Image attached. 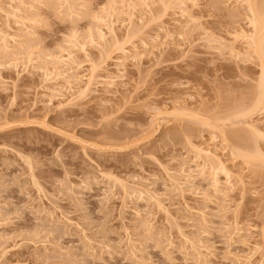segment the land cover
I'll return each mask as SVG.
<instances>
[{"label": "rangeland", "instance_id": "obj_1", "mask_svg": "<svg viewBox=\"0 0 264 264\" xmlns=\"http://www.w3.org/2000/svg\"><path fill=\"white\" fill-rule=\"evenodd\" d=\"M35 1H26L35 5L34 12L18 0L1 1L0 27L19 37L31 29L40 57L66 46L72 30L86 40L89 28L97 26L92 17L102 8L123 11L122 0H73L77 11L71 17L59 0ZM153 1L152 18L140 21L137 14L131 35L116 26L120 48L135 44L143 55L139 65L128 62L126 86L117 94L100 89L69 105L50 101L56 94L44 88L50 83L40 71L0 54V264H264L258 236L264 229V165L247 167L230 155L232 146L253 150L255 145L264 156V140L250 138L245 128L250 121L264 128V110H249L258 94L257 62L243 64L225 48L229 33L249 30L244 7L236 0H193L194 6L186 0L184 5ZM185 8L195 21L182 17ZM15 9L28 20L13 18ZM156 34L161 49L150 43ZM142 41L155 50L149 45L144 52ZM243 45L236 43L240 51ZM118 48L112 44L104 50L108 54L90 48L91 61L101 68L105 60L107 73L116 75ZM78 57L80 72L86 73L93 63ZM244 108L253 113L234 120L232 114ZM165 109L168 117L155 116ZM225 137L229 155L222 154ZM204 142L247 181L229 199L212 191L210 173L192 187L186 184L183 195L175 190L174 171L187 160L191 167L192 145ZM218 178L226 188L224 174ZM114 180L151 194L125 196ZM206 191L210 202L201 198ZM234 219L244 232L231 237L234 230L226 224Z\"/></svg>", "mask_w": 264, "mask_h": 264}, {"label": "bare ground", "instance_id": "obj_2", "mask_svg": "<svg viewBox=\"0 0 264 264\" xmlns=\"http://www.w3.org/2000/svg\"><path fill=\"white\" fill-rule=\"evenodd\" d=\"M1 1H3V0H0V4H1ZM18 1L20 2L21 6H23V7L24 6H26V7L28 6L27 7V9L29 8L28 10L31 9V11H32L34 9L35 5L34 6H29V5L26 4V1H27V3H28V1H30L32 3L35 0H18ZM59 1H61V3L63 2L62 4L67 5V7H68L67 11H69L68 13H69L70 16L72 15L71 17H73V15L76 14L77 6H76V4H75V2L73 0H59ZM71 1H73V2H71ZM164 1H162V2L164 4H166L167 3L166 0H164ZM172 1H174V0H172ZM178 1H180V0H178ZM184 1L181 2V3H183V5L185 4ZM186 1H191V2H193L192 3L193 6L195 5V3H194L195 1H193V0H186ZM36 2H38V1L36 0L35 3ZM154 2L155 1L151 2V0H122L121 4H120L121 5L120 7H123V11H122V8H120L121 9L120 10L119 8L118 9L115 8V6L114 7L110 6L111 8L110 9L107 8V10H106V7L102 8V11H100L101 13L98 12L97 15L95 14V16L92 14V16H94V18L92 17V19L95 20V22L97 23V26H94V27H96L95 29L93 27L91 29L89 28L87 36L85 35L86 36V40L84 39V41H83V39H82L83 36L81 38V36L79 35V32L77 30H72L73 32H72V34L70 36H68L67 41L64 40V41L68 42V43H66V46H57L58 48L55 51L52 52L50 50L51 52L48 53V54H47V52L44 54V51H43V53L40 52L41 54H44V56L42 55L44 58L42 56L41 57L38 56L37 52H36V51H38V48H39L40 45H38V43L35 42V47H36V45L38 47L36 49L34 47V44H32V42H34V40H35V39L33 40V37H34V35L36 33H33V31H30L31 29H26L28 31L23 29V30L26 31L25 36L24 35L23 36L20 35V37H19V36H13V35L11 36L7 32L3 31L4 28L2 30V28L0 27L1 28L0 29V41H1L0 42L1 43L0 44V54L3 55L1 58L5 57V58H7L6 60H9V59H10V61L13 60L12 62L15 61L14 63H16V64L24 60L25 62L23 61V65L25 64V66H23V67L27 68L28 66H30L31 68H33L32 69L33 71L34 70H35V72H36V70L40 71L41 75L44 78L43 80H45L44 83L45 84H47V83L49 84L50 83L49 86L51 85V83L53 85V87H51V88L49 86L48 87H44V88H47L46 90H49L52 93L56 94V95L52 94L53 96L51 97L50 101L51 100L53 101V99H57V100H60V103H66V104L67 103H69V104L71 103L72 104L73 101H75V100H77L79 98L80 99L81 98L82 99L86 98L89 95L99 91L100 89H104L103 91H106V93L108 92L109 94H113V92L115 94H117L119 86H126L124 84L125 83L124 79L127 78V75H126L127 74V72H126L127 65L130 62L136 63L134 65L141 64V62L143 60V55H141L142 51L141 52L140 51L137 52V50H139V49H136V45L135 44H134L135 46L133 44H131V46L128 45L130 47L129 49H131V47L133 45V47H132L133 51L129 50V49L125 48V47L123 48L122 46L120 48V44H119V40H118V36H117V30H116L117 27L116 26L119 25V27H122L125 30H127L128 36L131 35L130 33L132 32L131 30L133 29L132 25H133L134 20L138 17L137 14L138 15L140 14L139 16H141V17H138V18H140V21H143L144 17H150L151 16L150 18H152L153 13L155 12L154 8H153L154 4H155ZM168 3H170V2L168 1ZM236 3H237V5L240 4L242 7H244V11H245V15H246L245 18L247 20V23H248L247 25H248L249 30H245L243 28H239V30L234 31L232 33H229L230 42L228 44L226 43V45H228V46L225 45L226 47L224 45L220 44V43H222L221 41L223 39H221L220 43H218V44H220L221 47L224 46L226 49H228L229 50V54L233 58H235L237 61L242 62L243 64H252V63H254V65L257 64V66L259 68V78H258V84H257L258 94H257L255 102L253 101V103H252L253 105L250 106L252 108L249 109V110H253L254 109V112L255 111L257 112L258 110L259 111L260 110H264V0H236ZM124 8L127 9V12H125ZM185 9L186 10H184V9L182 10V17H185V19H187V20H191V22L195 21V20H193V17H191V15H189V13L187 11V8H185ZM33 12H34V10H33ZM19 13H20V10L19 9H17V10L15 9V15H13L14 12L12 14L13 18H17L18 19V17H19V19H23V20L25 19V21L28 20L27 18H25V16H21ZM10 14H8V15H10ZM123 15H125V18L120 20L119 16L124 17ZM33 16L35 17V15H33ZM35 22H37V21H34V23ZM31 24H33V23H31ZM33 25H31V26H33ZM161 28H163V30H160V32H162V31L165 32L164 31L165 30L164 27H161ZM133 31H135V30H133ZM166 31H168V30L166 29ZM21 32H23V31H21ZM168 32H165V33H166L167 37L171 38L170 35L168 34ZM160 34H156L157 36L151 38L152 40H154L156 42L155 43L153 41L154 42L153 43L152 40H151V42H150L151 45L155 44L156 47L159 46V44H160L159 43L160 42V40H159L160 39ZM21 37L22 38L24 37L25 39H21ZM172 37H173V35H172ZM17 38H20V40L19 39L17 40ZM161 38H163V37H161ZM158 40H159V42H158ZM239 41L244 42L243 51L238 50L237 47H236V43L239 42ZM10 42L13 43L12 45H13L14 48L11 47L12 45L11 46L9 45ZM157 42L159 44H157ZM14 43L15 44L17 43V45H15ZM109 43H112V44L116 45V47L118 46L120 48V49L118 48L120 56L118 58H116V63H115L116 65L114 64L115 68L118 69L117 72H116L118 74H116V75H112V74L109 75L107 73L108 70H106V69L109 66L106 67L108 65L107 63H105V65L107 64L106 66L104 65L105 60H104V62L102 61L103 62L102 64H103L104 67L101 66V68H100V64L101 63L100 64L98 63L99 66H97V64L94 63L93 61H91L92 59L90 58L91 57L90 56L91 53L89 52L90 48L97 49L100 53L102 52L103 54H106L107 53V52H105L106 49L108 51V48L111 47V45H112V44H109ZM142 43L144 45V41H142ZM142 43H141V45H142ZM150 43H149V45H150ZM146 44L144 45V47L146 46L145 48L143 47V45L141 47V48L144 49V52L147 50V48L149 46L148 44L147 45ZM223 44H225L224 41H223ZM151 45L149 46V48L155 46V45H153V46H151ZM160 45L161 46L159 47V49H161L162 46H164L163 44H160ZM34 48L36 49V51H34L35 50ZM137 48H139V46H137ZM159 49L156 48L157 51H159ZM134 50H136V51H134ZM149 50H151V49H149ZM154 50H155V48H154ZM154 50L152 49V53H154ZM152 53H150V55ZM143 54H146V53H143ZM36 55H37V57H36ZM79 55H83L84 59L86 61H88L90 59L89 61H91L93 63V65L91 64L92 65L91 68L89 67V69H87V70H89L88 72H87V70H85L86 73L85 72H80V71L84 70V68L80 66L82 64L79 63V61H78V58H79L78 56ZM104 56H108V55H104ZM144 58H146V57L144 56ZM89 61H88V63H89ZM138 67H140V66H138ZM103 68H104V70H103ZM101 72H106L105 73L106 75L104 73H101ZM102 74H104V76H102ZM69 104H67V105H69ZM247 109L244 108L243 110H239L240 112L238 113V115L235 114V113L232 114V117L234 115V120L236 118H238V116L244 117L243 115L246 116V114L249 117V115L251 113H253V112L252 111L250 112ZM165 110L164 111H159L158 110L159 113H157V111H155L156 114H157V115L155 114V116L157 118L161 117L162 119H163V117H168L169 113H168L167 110L166 111ZM182 110H184L183 111L184 114H186L188 112L186 110V108L182 109ZM248 112L250 113L249 115H248ZM194 116L196 117V115H194ZM197 117H198V114H197ZM232 117H231V119H232ZM227 118H228V122H230L229 121L230 116L227 117ZM238 120H240V118L237 119V121ZM224 122H226V121H224ZM232 122H233V119H232ZM246 122L248 123V118H247ZM243 125H244V123H243ZM246 126H247V127H245L246 128V132L249 131V135H251L250 138L254 136L255 139L259 138V139H263L264 140V128H261L258 125V123L257 124L256 123H251V121H250V124L248 123ZM214 129H216V128L214 127ZM248 136H246L247 138L244 137L246 139V140L245 139L244 140L247 142V145L249 146L250 142H248V141H250V139H249ZM227 139L225 137V139H223L222 142H221L222 144H220V145H222L221 147H222L223 151H222L221 148H220L221 150L220 149L219 150L222 151V154L223 153L226 154V152H229L231 150L230 151V155L232 156V158L233 159L234 158H236V159L239 158L240 161L241 160L243 161V164L245 163L247 165V167H249L248 165L251 162H260V164L262 163V165H264V163L262 162V158H264V156L262 155L260 149H258L257 147L254 149L255 145L253 146V150L250 149L252 151L247 149L248 148L247 146H245L243 148V146L240 145V144L238 145V146H242V148L240 150L236 149V147H233V146L230 149L229 145H231V144H228ZM242 143H243V141H242ZM216 150H217V148L214 151L211 148V145H205V142H204V144L202 143V145H198V146H196V145L193 146L192 145L191 153L193 154V158L190 159L191 160L190 163L192 164V166L190 165L191 167H187V161L189 162V160H187L186 162L183 160L184 163L181 164V162H180L181 167L179 168V170L174 171V173H173L174 176H172L173 182H174L173 185L175 186V190L178 189L179 191H181V192L178 191V193H182V195H183V193L185 192L183 189L185 188L186 184H187V186H188V184L191 185V183L194 185V183H193L194 181H196L197 179H205V176L208 173H210V176L213 179L212 180L213 182L211 184L212 191H214V193L217 194V195H219V194L222 195L223 194V197L225 196L227 198L228 196H230V194H233V191L236 189V186H237V188L240 187V186L241 187H243V186L245 187L246 182H247V181L246 182L244 181L245 178L244 177H239V176L236 177V175H234L235 173L232 174L231 170L229 171L228 170L229 168L227 169V166H226L225 162L223 161V159H221L222 157L220 158V155L217 154L218 150L217 151ZM226 150H229V151H226ZM225 154H224V156H225ZM263 161H264V159H263ZM259 167H261V166H259ZM221 173L224 174V176L226 177V186H227L226 188L227 189L225 188V186L221 189L222 186L220 184V181L218 180L219 179L218 176ZM242 174L244 175V173H242ZM246 176L247 175H245V177ZM114 181H115V185H119V188H122V191L124 192L125 196H128V197L130 196L131 197V196H133L135 194H137V195L139 194L138 196H140L142 198L143 194H145V193H146V195L148 194L147 193L148 191L145 192V191L141 190L142 188L139 189L138 185H136L137 187H134L132 185L125 184V183L121 182L122 180L121 181L120 180H114ZM36 185H35V187H37ZM115 185H113V186H115ZM191 187H192V185H191ZM193 188H195V186ZM223 189H225V190H223ZM40 190H41V188H40ZM194 190H197V189H194ZM186 191L188 192V190H186ZM198 192H196V193L199 195L200 193H198ZM230 192H232V193H230ZM150 194L151 193H149L148 195H150ZM146 195H144V197H146ZM194 196H195V193H194ZM199 196H201V195H199ZM150 198H152V196ZM150 198L148 197V199H150ZM153 198H155V197H153ZM201 198H203V199L205 198V201L208 200L207 202L211 201L210 200V196L208 195L207 191ZM227 199H229V197ZM152 200H150V201H152ZM157 203H159V202H157ZM190 210H192V209H190ZM223 213L227 215L229 212H227V211L224 212L223 211ZM205 215H207V214H205ZM205 215H204V217H205ZM236 217L237 216H235V218ZM237 222L235 220L234 224L233 223L232 224H230V223L226 224V225H228L229 230H231V229L234 230L232 232L230 231L231 234H229V235H231V237H232V234L233 235L234 234H238L239 235L240 232H242V231L244 232V229L242 230V228L238 225ZM252 228L254 229V232H255L256 229L254 227H252ZM249 229L247 231H249ZM253 229H250V230H253ZM251 233L252 232H250V235H251ZM235 236H233V237H235ZM258 236H260V237L262 236L261 238H262L263 243H264V229H263V231L261 230V235H259V233H258ZM246 242H245L246 245L249 244V243H246ZM256 247L258 249L260 248L258 246H256ZM254 248H255V246H254ZM258 249L255 248V250H258ZM257 252H260V251L258 250ZM227 254H228V252H227ZM263 254H264V252H263ZM233 255H235V254H233ZM262 256H264V255H262ZM262 256H261V258H262ZM250 258L251 257H248V260L246 262L249 263Z\"/></svg>", "mask_w": 264, "mask_h": 264}]
</instances>
